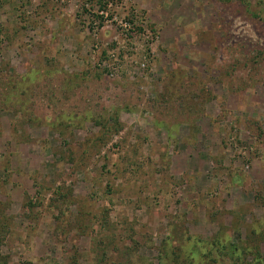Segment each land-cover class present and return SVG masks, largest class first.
Instances as JSON below:
<instances>
[{
	"label": "rangeland",
	"instance_id": "obj_1",
	"mask_svg": "<svg viewBox=\"0 0 264 264\" xmlns=\"http://www.w3.org/2000/svg\"><path fill=\"white\" fill-rule=\"evenodd\" d=\"M263 236L264 0H0V264Z\"/></svg>",
	"mask_w": 264,
	"mask_h": 264
},
{
	"label": "trees",
	"instance_id": "obj_2",
	"mask_svg": "<svg viewBox=\"0 0 264 264\" xmlns=\"http://www.w3.org/2000/svg\"><path fill=\"white\" fill-rule=\"evenodd\" d=\"M258 240H251L250 242L241 244L230 243L227 247L219 240H216V242H213V245L217 248V252L213 255L208 254L204 258L209 259L211 264H264L259 247L256 245Z\"/></svg>",
	"mask_w": 264,
	"mask_h": 264
}]
</instances>
